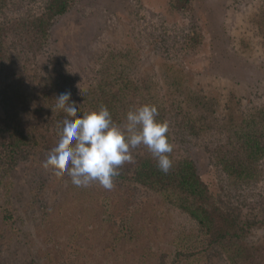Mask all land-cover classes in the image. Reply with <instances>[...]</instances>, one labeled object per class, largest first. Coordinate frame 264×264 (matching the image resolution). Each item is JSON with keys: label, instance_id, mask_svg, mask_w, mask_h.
I'll list each match as a JSON object with an SVG mask.
<instances>
[{"label": "rangeland", "instance_id": "rangeland-1", "mask_svg": "<svg viewBox=\"0 0 264 264\" xmlns=\"http://www.w3.org/2000/svg\"><path fill=\"white\" fill-rule=\"evenodd\" d=\"M48 1L0 0V28L40 15ZM233 51L263 60L264 0H191L186 10L175 0H79L53 22L43 52L25 56V63L28 73L43 77L64 66L83 88L97 82L103 57L134 58V75L161 91L176 84L222 92L225 114L229 91L248 94L251 83L217 79L232 71ZM253 89L257 95L243 101L245 110L264 104V83ZM41 135L46 143L28 150L16 169L0 163V264H230L224 249L205 247L197 223L163 195L96 182L78 188L67 173L46 170L43 161L58 141L46 128ZM206 135L179 136L175 156L196 162L215 206L264 219V177L238 185L213 158L223 135ZM248 240L264 244V224Z\"/></svg>", "mask_w": 264, "mask_h": 264}, {"label": "trees", "instance_id": "trees-1", "mask_svg": "<svg viewBox=\"0 0 264 264\" xmlns=\"http://www.w3.org/2000/svg\"><path fill=\"white\" fill-rule=\"evenodd\" d=\"M78 1L49 0L40 15L18 25L6 23L0 28L1 168L16 169L28 150L42 148L46 143L41 135L44 128L52 132L53 139L59 140L57 133L66 113L59 109L54 113L53 108L62 93H71L69 103L76 104L78 116L106 106L118 124L125 122L129 110L144 104L154 105L157 119L168 126L167 135L173 145L169 154L172 168L167 173L160 171L149 150L140 145L132 150V160L119 168L114 184L163 195L168 205L197 223L205 247L224 249L230 264H264V244L254 246L248 240L252 230L264 224V219L248 218L215 206L196 162L191 157L175 156L179 136L197 140L206 133V136L219 133L223 140L214 149L213 158L227 176L238 185L263 179L264 104L245 110L243 101L252 103L257 95L253 88L264 83V58L259 61L251 54L245 58V54L233 51L232 71L227 76L226 73L216 76L217 79L234 82L238 87L245 79L251 83L248 94L238 95L236 88L231 90L233 93L227 91L225 114L219 111L224 103L222 92H205L202 85L191 89L176 84L175 88L161 91L157 83L134 75V58L131 61L116 55L103 57L97 69V82L83 88L78 87L73 72L64 66L57 67L47 77L28 73L25 56L43 52L53 22L65 16ZM190 3L191 0H175L182 10L188 9ZM11 35L15 41L9 42ZM11 46L14 52H19L17 58L10 53ZM28 81L36 82L28 86ZM225 90L226 87L221 91ZM214 120L219 123L217 126L212 125ZM48 145L51 147L49 142Z\"/></svg>", "mask_w": 264, "mask_h": 264}, {"label": "clouds", "instance_id": "clouds-1", "mask_svg": "<svg viewBox=\"0 0 264 264\" xmlns=\"http://www.w3.org/2000/svg\"><path fill=\"white\" fill-rule=\"evenodd\" d=\"M71 93L56 98L55 107L66 117L58 130V143L42 166L63 177L67 173L76 187L93 182L104 189H112L119 168L132 160V150L145 146L157 161L160 171L167 173L173 166L169 154L173 145L167 135V124L157 119L156 106L144 104L127 112L125 122H114L106 106L77 115L76 104L69 103Z\"/></svg>", "mask_w": 264, "mask_h": 264}]
</instances>
